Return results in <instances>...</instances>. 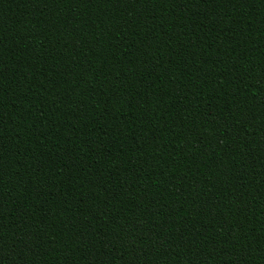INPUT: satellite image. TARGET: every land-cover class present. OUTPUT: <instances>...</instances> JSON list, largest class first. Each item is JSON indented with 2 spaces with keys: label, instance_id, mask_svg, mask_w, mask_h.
Here are the masks:
<instances>
[{
  "label": "trees",
  "instance_id": "obj_1",
  "mask_svg": "<svg viewBox=\"0 0 264 264\" xmlns=\"http://www.w3.org/2000/svg\"><path fill=\"white\" fill-rule=\"evenodd\" d=\"M0 264H264V0H0Z\"/></svg>",
  "mask_w": 264,
  "mask_h": 264
}]
</instances>
